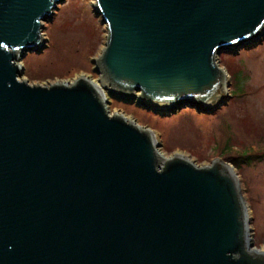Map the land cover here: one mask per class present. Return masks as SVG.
I'll return each instance as SVG.
<instances>
[{"label": "water", "instance_id": "95a60500", "mask_svg": "<svg viewBox=\"0 0 264 264\" xmlns=\"http://www.w3.org/2000/svg\"><path fill=\"white\" fill-rule=\"evenodd\" d=\"M64 0H0V264H264L232 168L162 155L108 98L214 112L218 66L264 39V0H93L97 82L28 83Z\"/></svg>", "mask_w": 264, "mask_h": 264}, {"label": "rangeland", "instance_id": "374dc122", "mask_svg": "<svg viewBox=\"0 0 264 264\" xmlns=\"http://www.w3.org/2000/svg\"><path fill=\"white\" fill-rule=\"evenodd\" d=\"M93 0H64L43 22L46 47L20 60V78L28 83L70 82L78 76L97 82L92 59L104 43V25L92 11ZM217 62L225 73L230 95L214 112L188 107L152 113L134 102L108 98L109 113L123 114L148 128L164 156L182 154L197 165L224 160L247 150L253 158L234 171L248 217L251 246L264 251V39L236 54L221 52ZM227 145V148L224 146ZM227 151V150H226ZM225 155V156H222Z\"/></svg>", "mask_w": 264, "mask_h": 264}, {"label": "trees", "instance_id": "16d2710c", "mask_svg": "<svg viewBox=\"0 0 264 264\" xmlns=\"http://www.w3.org/2000/svg\"><path fill=\"white\" fill-rule=\"evenodd\" d=\"M224 147L227 148V145H225ZM226 150H225L226 157H224V160L230 162V164H232V166L235 169H238L241 166V164H248L249 160L253 158L252 155H250V153H248L247 150L245 151L243 150L237 153L236 155H228L231 152V150L228 148Z\"/></svg>", "mask_w": 264, "mask_h": 264}, {"label": "bare ground", "instance_id": "6f19581e", "mask_svg": "<svg viewBox=\"0 0 264 264\" xmlns=\"http://www.w3.org/2000/svg\"><path fill=\"white\" fill-rule=\"evenodd\" d=\"M245 213L247 214V210H246V208H245Z\"/></svg>", "mask_w": 264, "mask_h": 264}]
</instances>
